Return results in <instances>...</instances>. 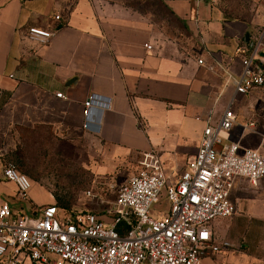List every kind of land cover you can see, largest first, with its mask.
<instances>
[{"label":"crops","instance_id":"0c3cea01","mask_svg":"<svg viewBox=\"0 0 264 264\" xmlns=\"http://www.w3.org/2000/svg\"><path fill=\"white\" fill-rule=\"evenodd\" d=\"M155 2L166 14L151 0H0V203L13 216L32 215L40 204L30 192L22 200L3 168L50 141L75 150L73 163L91 176L118 161L139 164L151 151L176 176L195 155L207 118L214 123L233 94L220 69L197 59L219 61L237 75L264 27L258 31L254 22L264 20V0ZM164 15L177 23L168 26ZM29 27L56 33L40 44L27 38ZM91 94L109 104L92 109L85 128L83 103ZM235 141L257 147L243 136ZM263 225L245 231L250 256L264 249Z\"/></svg>","mask_w":264,"mask_h":264},{"label":"built area","instance_id":"2783aa9c","mask_svg":"<svg viewBox=\"0 0 264 264\" xmlns=\"http://www.w3.org/2000/svg\"><path fill=\"white\" fill-rule=\"evenodd\" d=\"M55 33L29 27L27 38L46 44ZM263 53L264 27L241 58L237 75L219 61L206 65L197 59L208 70L223 72L225 84L233 86L231 100L214 123L207 118L195 155L176 176L167 174L154 151L143 154L138 173L117 188L110 221L56 205L33 209L32 215L13 216L10 205L1 202L0 264H201L204 258L228 249L227 240L215 239L213 221L234 214L231 193L237 179L252 185L264 179V133L252 120L238 124L233 110L237 96L264 91V70L258 63ZM56 96L64 98L61 93ZM108 104L109 98L91 94L83 103L84 127L89 128L92 109L101 111ZM236 124L243 134L258 136L256 148L242 147L239 141L224 142ZM2 174L26 200L31 188L28 177L13 164L6 165ZM161 200L168 209L153 217L152 206Z\"/></svg>","mask_w":264,"mask_h":264},{"label":"rangeland","instance_id":"374dc122","mask_svg":"<svg viewBox=\"0 0 264 264\" xmlns=\"http://www.w3.org/2000/svg\"><path fill=\"white\" fill-rule=\"evenodd\" d=\"M151 2L163 14H166L155 0ZM229 7L232 6L229 5ZM164 17L166 20L164 22L170 27L177 23L170 19V15H164ZM254 22L259 26L258 31L264 26V20L254 19ZM235 109H237L238 124L252 120L256 123L257 130L264 133V91L254 90L246 95L237 96L233 106V110ZM238 124L228 137L223 139L224 142L235 141L239 136H243L244 141L248 140L253 147L258 146V136L243 134ZM62 146L64 145L60 142L50 141L49 147L46 146L44 149H28L27 152L31 155L24 157L19 165H15L16 169L25 174L31 182L29 190L32 195L31 201L34 204H40L35 205L34 209L64 203L69 206L71 212H90L104 222L110 221L113 216L117 188L131 176L136 175L140 165L137 161L128 160L123 163L118 161L112 167L105 165L103 176H91L73 163L76 151L71 149L65 152ZM37 152L40 155H36ZM231 201L235 206L234 214L213 221L215 239L227 240L231 246L204 258L201 264H248L245 261L246 257L254 260L249 264H264L261 260L264 257V249L261 246L256 247L251 256L244 247L246 229L250 230L252 226L259 223L264 224V179L256 185H252L246 179H237L232 189ZM167 209V202L158 201L152 206L151 215L159 217L166 213ZM237 219L238 222H236ZM261 231L263 235L261 239H258L264 240V229Z\"/></svg>","mask_w":264,"mask_h":264},{"label":"trees","instance_id":"16d2710c","mask_svg":"<svg viewBox=\"0 0 264 264\" xmlns=\"http://www.w3.org/2000/svg\"><path fill=\"white\" fill-rule=\"evenodd\" d=\"M56 206H58L59 208H62V209H64V210H66V211H70V208H69V206L67 205V204H64V203H59V204H55ZM124 227L123 228H119L118 230H119V232L120 233H123L124 232Z\"/></svg>","mask_w":264,"mask_h":264}]
</instances>
